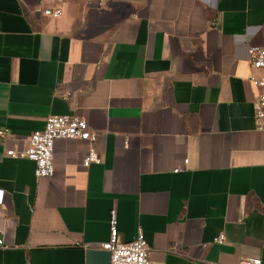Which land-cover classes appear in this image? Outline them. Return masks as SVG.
Instances as JSON below:
<instances>
[{
    "label": "crops",
    "instance_id": "obj_1",
    "mask_svg": "<svg viewBox=\"0 0 264 264\" xmlns=\"http://www.w3.org/2000/svg\"><path fill=\"white\" fill-rule=\"evenodd\" d=\"M249 46L264 47V0H0V264H110L112 210L159 264H264ZM49 115L95 139L57 140L36 179L5 153Z\"/></svg>",
    "mask_w": 264,
    "mask_h": 264
},
{
    "label": "built area",
    "instance_id": "obj_2",
    "mask_svg": "<svg viewBox=\"0 0 264 264\" xmlns=\"http://www.w3.org/2000/svg\"><path fill=\"white\" fill-rule=\"evenodd\" d=\"M87 3L102 6L108 0H84ZM54 17L61 15V10L52 12ZM250 66L256 71L257 76L251 75L249 80L259 89V97L254 105V118L258 130L264 131V47L249 46L247 49ZM8 135L7 130H0V138ZM77 140L91 142L95 139L94 133L88 127L85 119L77 115H49L46 117L44 126L39 131L32 132L26 139V146L23 149L8 150L5 155L12 158L28 159L35 164L34 176L36 179L52 177L54 173L53 153L54 143L57 140ZM100 156L90 150L82 160V166L87 168L92 163H99ZM184 165L188 160L183 161ZM175 169L174 172H178ZM3 191L0 190V204L2 203ZM109 238L101 245V248L109 253L110 264H159L151 259V250L145 240L142 230H138L134 239L122 242L119 239L115 211L110 212L108 221ZM225 238L220 235L214 239V243L222 244ZM3 242L0 238V247ZM214 264V263H206ZM240 264H261L258 258H246Z\"/></svg>",
    "mask_w": 264,
    "mask_h": 264
}]
</instances>
